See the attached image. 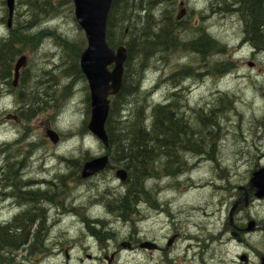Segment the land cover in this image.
Wrapping results in <instances>:
<instances>
[{
  "label": "rangeland",
  "instance_id": "374dc122",
  "mask_svg": "<svg viewBox=\"0 0 264 264\" xmlns=\"http://www.w3.org/2000/svg\"><path fill=\"white\" fill-rule=\"evenodd\" d=\"M2 1L3 0H0V41L4 40L8 36V33H9V30L7 28V21L9 20V16H4V13L2 12V9H1ZM126 1H125V5L127 6ZM219 1L222 2V0H219ZM19 2L22 4H25V3H27V0H19ZM157 4H158V6H157L156 11L154 12V15L156 14V12H158L159 18L157 20L154 16L153 17L157 21L161 22L162 18H163V13L165 11L163 9V6H165L166 4H162L159 1ZM208 4H210L209 0H188V3L186 6H187V8L191 9L194 13L192 15L186 16V19H184L185 21L183 23V26L188 27V24L191 20L193 21L194 24L196 23L197 26H200L201 24L204 25V24L211 21V26L213 27V29H212L213 32L211 31V33H212L211 36L217 40L216 41L217 47H218V45L220 47H223L224 44H225V46L229 47L230 43H232L233 40L231 37L229 38L228 34H229V32H234L236 34L237 30L235 28L234 29L233 28L227 29V26H233L234 24L236 25V19L241 18V17H240V15H238V17H235V18L231 17V18H228L227 20H225L224 18H227V16H228L226 14H223L221 16H219V15L217 16V15H213V14L207 15L206 8H207ZM67 6L68 5L64 4V6H63L64 8L61 10V13H60V17H61L60 19H62V20H59V23L61 25H64V26L62 27V29L59 32L54 34V36H59L63 39L65 38L66 40H68L70 42H74L77 39H80V37L78 36V34H76L77 30H76V28L72 22L71 13L67 9ZM177 6H178V4L176 3V5L173 6V8L170 10L173 11ZM238 7H241V5ZM26 10H29V9H26ZM26 10L24 8H22L21 11L18 12V14L13 13L12 22H11V26L13 29H17V27H19V26L20 27L25 26L26 24H24L23 21H25L28 18H29V22H31L32 18L34 20H36V18L34 16H31V18H30V16H28V14H25ZM201 12H204V13L202 14ZM232 14H234V12ZM171 15H172L173 20H174V16L175 15L177 16L176 11H174L173 13L171 12ZM232 16H234V15H232ZM243 19H244V17H243ZM34 20L32 21L33 24L36 23V21H34ZM18 21H19V25L16 24ZM263 21L261 19L256 21V24L258 25L259 28L261 27V24ZM143 22H144L143 20L139 21V24L143 23ZM37 24H38L37 28H35L36 27L35 25H33V27H32L31 32L33 34L41 33L40 31H42L44 28H47L46 27L47 26V20L38 22ZM256 28L254 29V33L257 30ZM46 30L50 31L49 29H46ZM224 30H226V31H224ZM64 31L66 34H68L70 32V34L73 36H71V35H65L64 36ZM18 32L19 31H17V33ZM168 34H170L172 36L174 44L179 42V41L184 42L186 44H189L188 39H182V38H180V40L177 39L175 36V33L173 34V31L168 30ZM184 34H186V32ZM193 36H194V34L190 33L188 35V37H186V38H190ZM237 38H238V40L242 39L240 37V35H237ZM43 39H44V41L41 44L47 45L50 43L49 37H44ZM209 40H210V38H208V41ZM248 41H251V40H248ZM226 48L221 55L214 57L213 54H209V55L205 56L204 59L203 58L201 59L196 54L189 53V52H180V51L176 52L175 51L171 54L162 53L161 56H160V53H158V55L152 60L153 64L156 66L157 70H152L151 72L149 71L145 75V80H144L145 85H152L153 87H155L157 85V83L163 79L164 81L162 82V86H167L168 84L171 85L168 88V90H171L169 92H172L173 90L178 91L179 88H183V87L176 85L177 81L172 82L171 76L175 73L180 72V70H182L183 68L189 67V69H192L196 74L191 73V75H188L189 78L186 79L187 82L185 83V87H184L186 93H184V98H182V100H180V97L178 98L177 103H180L179 108H180V105H185V107L187 105L188 109L194 108V111L195 110L197 111L198 109H195L197 106L193 105L192 101H194L193 103L198 102V105L201 103V105H199V107L205 106L208 103H211V104H215V102L218 103L219 99L220 100L224 99V102L226 101L225 104H228L229 101H231V98H230L231 96L228 94H230L231 92L237 93L233 97L234 102H231V106H229V105L219 106V108H218L219 110L217 109L218 111L213 112V114L211 113V116H208V117L205 116L204 109H200V112H199V113L203 114L202 119H205V118L207 119V121H206L207 123L204 125L205 128L203 127L204 129H203L201 134L204 137H206V140L208 141V148L206 150L203 149V151H204V153L208 154L211 150L214 149L212 153H214V158L216 160L214 161L211 157H209L205 154L206 157L208 159H211V162H212L211 165L213 168L218 163L219 164L226 163L227 165H231L233 167H236L235 174L233 173V170L227 169L224 166H221V169H217L215 167V170H202L203 166H200L193 171V175H195L193 178H190L188 176L183 177L182 182H181L182 188L184 186H186L185 181H189L190 183H193V185H195L194 186L195 189L200 190V191H196L194 189H192L193 190L192 191L190 189L189 194L187 192L186 193L181 192L178 196L179 203L177 204L176 209H173V207L170 203H165L164 206H162V208L166 211L167 214L173 215V217H174L173 222L178 223V224L183 223L182 219H185L186 221H192L191 217L194 214L191 215V213H193L192 212L193 209L192 208L189 209L190 208L189 206H197V208H199V204L200 203L203 204L207 197H210L213 200L210 203L211 205L214 206L213 210H211V214H214L215 218H217V219L219 218V220H221L222 223L224 224V222L227 220L228 215H229V208H228V202H227V198L229 196L228 195L229 190H231L234 187L235 194H238L237 186H242L245 182L249 181L250 177H246V173L250 169V167L253 165V169H256L257 167H259V165L263 166V164H264V98H263L264 96H261L260 91H259V87H258L260 84L264 85V57L262 58L260 56V63L261 64H258L259 71H255V72L251 73L247 69L248 68L247 56L249 54L248 52L250 49L244 48V49H241V57L232 62L233 67L227 66L228 69H230V70H224V72L222 74L215 73L214 69L216 68L217 64L225 65V63H226L225 60L228 58L227 53H226ZM255 49L258 51L259 47L257 48L255 46ZM57 51H58L59 57L56 56V51H54V55L48 59L47 63H45V61H46L45 59L41 58V60L44 63V67L47 71L40 70V71H44V72H42L41 75L36 76V81L39 84L38 88L42 89V87H44V89H42L43 91H45L44 94L51 97V96H53L54 86L56 84H58V86L61 84L60 87H58L59 89H61L64 86V84H66V85L68 84V85H70L69 87H75V90L77 89V87L79 88L76 93H78V92L80 93V95H81L80 100H82L83 96L85 94L84 90L80 86L82 81L80 83H76L77 79H75V78L67 79V80L64 79V74H63L64 73V51L58 45H57ZM151 68H153V66ZM261 68L263 71H261ZM0 70L1 71L3 70L0 73V99H1L2 91L12 92L14 89L12 87L11 78L9 80H6V77H8V75L6 74V72L4 71V69L2 67H0ZM197 70H199V71H197ZM48 71H51V73ZM243 71H244L245 75H251L253 78H255L256 75L258 74L259 82L255 83V79L250 78V77L245 78L244 76H241L242 75L241 73L238 74V72H243ZM214 75H216L218 81L217 82L209 81ZM56 76H57V78L60 76L61 81L58 80V82H57ZM28 78L31 79V76L29 75ZM4 80H6V81H4ZM40 80H42L41 84L39 83ZM63 80H64V83H63ZM74 84H75V86H72ZM217 86L221 87V88L224 87V89H227L228 94L222 92L221 90H218L217 91L218 96L215 97V95L212 94L209 99H207V100L202 99L205 95L210 94L211 92L215 93ZM248 86L257 92V96H252V94L247 90ZM168 90H167V88L164 90H159L156 98L160 99L161 97H163V95ZM26 92H27V90H26ZM58 92L59 91H57V93ZM57 93H56L57 101L49 103L50 105L48 107H46V109L49 107H51V108L52 107H58L59 113L61 115L66 116L67 113L71 109V103L69 102V100H68V102H64V100H62L61 97L57 98ZM178 95H179V93H178ZM19 96H20V94H19ZM19 96H17V99H12L15 102L14 108L11 107L10 105H7V104L4 106V108H0V143L5 141L8 137H10L14 140L20 141V140H23L27 135L26 130L19 128L17 126H14V125L10 124L9 122L5 121L3 118H1V117L8 116L9 114H15V113L18 114L20 112L19 101H18ZM142 98L144 100H146L147 95L143 94ZM168 98L169 97H166V99H168ZM255 98H257V99H255ZM1 102H2V100H0V103ZM185 107H184V112L188 118L186 120L187 122L184 121L183 119H181L180 117L179 118L177 117V120L181 125L188 123L186 126L191 128V130L196 131V129H197L196 125L190 124L188 122L189 119L193 121V115L194 114L191 110H188ZM206 108H209V107H206ZM85 109H86V104L83 102L81 103V106L77 110H76V108H74L73 113L71 114V117L69 120V124H72L74 127L79 125L81 123L84 115H85L84 114ZM196 114H197V117H199L198 113H196ZM222 116L223 117L226 116V118L227 117L231 118V119H229L228 123L226 124L227 127L226 128L219 127L220 131L210 134L209 126H213L214 124H219L218 120L223 118ZM194 123H195V120H194ZM195 137H197V136H195ZM195 141L196 140H194V142L192 143L193 147L196 146ZM117 145L118 144H116V146ZM8 146L11 147L10 145H8ZM67 147H71V145L69 144V145H67ZM72 152H75L74 147H71L70 150L68 151V153H72ZM179 152H180V150L178 149V154L176 156H174V158H170L166 154L156 155L154 153H150L151 158L149 160H153L154 157L156 156V159H154L153 162L158 167L166 170L167 172L170 171L169 173H172L171 175H175L176 174L175 172L179 171L178 169H180L179 168L180 163L178 161V157L181 154H179ZM0 155H2V157L5 161L4 165L0 163V171H1V168L3 169L5 167V165H8L9 162H15L16 161L13 153L12 152L8 153L4 146L0 147ZM8 156L11 158V160L9 162L6 161V158ZM188 156H191L193 158H195V157L199 158L203 155L202 154L187 153L186 157H188ZM133 165L134 166H133L132 172H133V177H135V178H133V180H132V189L131 190L134 191V195L133 196L130 195L127 198L130 200L129 207L134 209L133 212H136L137 214H139V206H140V203L142 202L141 198H143V197H139L138 195H140L141 192H144V191L149 192L150 200L152 202L153 201L156 202L155 200L159 199L160 197H161L160 200H164L165 199V193H157V195L153 194L152 190L156 189V188H154V185H153V187L149 186L152 188L148 189L147 188L148 185L147 184L144 185L143 181L141 180V178H142L141 177L142 176L141 175V172H142L141 166H137L135 164H133ZM176 165H178V166H176ZM57 168L58 167L55 168L54 175L52 174L50 176L51 180H53L54 178L57 179L60 173H64L63 170L57 169ZM73 170H74V168H73ZM222 172H224V173H222ZM15 173L17 174V172H15ZM228 174H231L234 176L230 177ZM211 175H214V177H212ZM213 179H217V180L214 181ZM218 179H220L222 181H220ZM215 184H219L222 186H214ZM206 187H208V188H206ZM2 189L5 191L6 196L4 197L3 200H1V204H0L1 205V207H0L1 220H7V219L17 215L19 211H18V207L16 205V200L15 199H10V200L7 199V198H9V196L12 192L11 189H5L2 186H0L1 191H2ZM57 189H59V191H62V192L65 190L63 188H57ZM160 190L166 191V189L164 187L160 188L159 192H160ZM207 190H209V191H207ZM55 192L56 191H54L53 193H55ZM101 192L103 193L104 191L103 190L98 191V193H101ZM53 193H51V194L48 193V195L47 194H38L37 197L38 196H41L43 198L45 197V199H47V201L48 200L50 201ZM206 195H207V197H206ZM47 196H48V198H47ZM121 198H122V195H121ZM110 199H111V196H106V198L104 200L107 203H109L108 201H110ZM213 202H215V203H213ZM221 202H223V203H221ZM119 203H120V201H119ZM11 204H15V205L10 206ZM256 204L252 205L253 208L255 207V209H256ZM218 205H220V207H218ZM54 206H59V205L55 204ZM54 206L50 205V207L47 209L48 210L47 215L50 214V211L52 208H54ZM121 206H123L122 208H125L123 202H121ZM257 207H259V205H257ZM255 209H252V210H255ZM170 211H171V213H170ZM260 211H261V208L257 209V212H260ZM197 212H198V210H197ZM201 212H199L197 214L199 216V221H203V219L205 218L204 214H205V212H208V210L204 209V211L202 210ZM244 214L245 213L243 212L242 216ZM161 218L165 219V220L169 219L167 217L164 218L162 215L158 214V212L147 207L144 211H142L141 217L136 218L135 222L131 223V225L133 227L131 232L136 237L146 236V235H148L150 237H155L157 232H158V223L161 224V221H160ZM205 220L207 221L208 219H205ZM208 221H210V220H208ZM216 221L218 222V220H216ZM194 222H197V220L194 219ZM211 222H212V224H215L214 221H211ZM90 225L98 230L99 237H104L105 235L110 234V232L108 234H105V233L110 231L111 230L110 227H112V226H110V227L108 226V227H104V229H103L100 224L90 223ZM17 226L22 228V224H20V225L18 224ZM161 226H163V224ZM14 228L8 229L7 230V231H9L8 233L12 234L14 231ZM207 231L211 232L212 228L210 226H208V229L206 230L205 233H207ZM49 233H50V235L55 234V235L59 236V238H60L59 243L64 242V229L63 228H55V229L52 228V230L48 229V234ZM79 233L80 232H77V235H79ZM55 235L51 239V241L49 239L50 237L48 239H46L47 240L46 244H43L42 246H40L39 251L36 250L34 252V254H37L38 252H40V253H44L46 251L49 252L47 249L51 248V246L53 244L58 243L56 241L57 238L55 237ZM217 238L219 240L218 242H220V239H219L220 236L219 235L217 236ZM249 238H250L249 236L246 237L244 242H247L249 240ZM12 239H13V242H12L11 246H21V247L23 246L24 242H17L15 240V238H13V237H12ZM256 240H258L257 236L254 237V240L252 241L253 244L256 243ZM227 244H229V242L226 241V236H225L224 241L217 244L216 246L221 245L222 249L221 248L220 249L223 251L224 250L223 248L226 247L225 245H227ZM198 245H199V247H197V249H196V251H198V252H196V254H197L198 259L200 260L201 256L204 257V255H205L204 252H209L212 250V248L210 249L209 246L203 245V243H198ZM207 249H209V251ZM198 253H200V254H198ZM21 254H22V252L21 253H17V252L14 253V257L17 256L15 261H13V263H12L10 260H8L7 264H27V263L22 262V260L19 259ZM128 258L134 260V258H132V257H128ZM137 263H139V264H151V260L149 259L148 256H143L140 261H137ZM202 263L209 264V263H207V261L202 262ZM171 264H174L173 260H172Z\"/></svg>",
  "mask_w": 264,
  "mask_h": 264
},
{
  "label": "trees",
  "instance_id": "16d2710c",
  "mask_svg": "<svg viewBox=\"0 0 264 264\" xmlns=\"http://www.w3.org/2000/svg\"><path fill=\"white\" fill-rule=\"evenodd\" d=\"M125 1L126 0H123V2L121 0H114L107 23V38L111 48L117 49L121 46H125L128 50L129 58L126 63L123 88L119 95L112 99V108L106 129L110 142L108 151L110 152L111 157H115L116 155L115 159L126 166V169L129 171V177L133 180V178H135L133 177L132 172L133 164L141 166L142 176L146 173L148 174L149 162L156 159L155 156L153 160H149L151 158L150 153L156 155L166 154L168 157L174 158V156L178 154L179 149V154L181 155L178 159H182L185 153L191 151L190 148H193L192 143L194 140H196V151L198 153H204V151L198 150H206L208 148V141L206 140V137L201 134L205 128L204 125L207 123V119L198 117L200 124L195 123L197 127L195 131L186 126L188 123L181 125L178 122L177 117L171 112L172 108L170 106L160 107L159 105H156L152 107L151 113L146 116V109L143 107V104H141L145 103V100L141 99V103L139 102L141 98V94L139 93V83L144 76L143 71L145 70V67L154 65L152 60L158 55V53H160L161 56L162 53H172L175 51L189 52L204 59V57L209 54H213L214 57L221 55L224 51V47H220L219 45L217 47L215 43L216 41L212 39L211 42H209L205 36H197V42L195 41L186 44L179 41L174 44L172 36L168 34V30L167 32L164 31L166 26L170 27L169 31H173V34L175 33L176 38L179 40L181 38L179 32L186 30L187 27L183 26V21L175 23L173 20L171 12L173 13L175 9L173 11L170 10L174 6L173 4L163 6V8L169 7L167 11H164L162 21L160 22L157 21L159 13L156 12L154 15L158 6L157 0H151L148 3H144L142 0H127V6L125 5ZM210 2L213 7H216V0H210ZM240 2H246L248 4L246 11L250 18L245 16V19L247 22H250L249 35L256 37L254 39L256 47H263L264 38L261 34H258L259 27L256 24L257 20H264V7L262 6L263 0H240ZM64 4H69L67 9L71 13V18L74 19L72 0L59 2L58 0H27V3L24 5L21 3L20 8L23 6L25 10L26 7L29 9L25 11V14H28L30 18L31 16H34L36 20L32 18L31 22H29L28 18L25 26L11 29L8 38L3 40L0 44V67H2L8 75L6 80L11 78V67L17 54L30 46L33 42L36 43V45H40L44 36L50 37L48 31L33 34L31 32L34 25L32 21L34 20L38 23L44 20H49L50 18L58 17L61 10L64 8ZM19 11L20 9L17 11V14ZM247 12L245 13L247 14ZM192 14L193 13L191 12L190 15ZM142 20H146L143 24V29L139 28V21ZM23 23L26 22L23 21ZM16 24L19 25L18 22ZM255 28L257 30L254 33ZM17 30L19 33L16 32ZM55 39L57 45L64 51V78L83 80L84 76L81 73L79 61L86 44L85 39L82 40L80 38L74 42H70L59 36H55ZM139 64H141V66ZM230 66L233 67V65ZM224 70L230 69H224L221 64H217L214 69L215 73L218 74H222ZM185 75L186 71L177 75V77H184ZM25 88L26 84L24 82L22 90ZM38 93L41 97H50L43 93ZM131 100L135 103L132 115L130 119H128L127 116L128 120H124L123 117H120L121 110ZM20 101L24 106L27 105V111L24 117L25 120L28 121L36 114L45 111L46 107L50 105L49 103L56 102V98L54 95L47 100H40L38 97L34 96L31 91L30 93H20ZM221 101L224 102V99ZM227 105L231 106V101H229ZM161 115L163 117H161ZM146 117L152 118L150 128L146 125ZM219 127L220 124L209 126L210 134L220 131ZM116 144L118 145L116 146ZM12 175H16V173H11L6 181L10 183L15 181L13 178H10ZM11 188L14 189L16 195L20 196L21 188ZM43 199L44 198L41 196H36L37 202L44 201ZM8 229H11V227H0V257L5 256L2 255L5 251L2 250L3 247L7 248L6 251L9 253L7 256H10L11 253L16 252V250L20 248V246H11L13 242L12 237L15 238L17 242H24V244L28 242L27 235L30 234V231L26 230V225L22 226V228L14 229L12 234L8 233ZM34 248L38 249L36 245H34ZM4 261L7 262L8 260L4 259Z\"/></svg>",
  "mask_w": 264,
  "mask_h": 264
},
{
  "label": "bare ground",
  "instance_id": "6f19581e",
  "mask_svg": "<svg viewBox=\"0 0 264 264\" xmlns=\"http://www.w3.org/2000/svg\"><path fill=\"white\" fill-rule=\"evenodd\" d=\"M149 1H151V0H142V2H144V3H148ZM157 1H159L160 3H162V4H166V5H170V4H173L174 6L176 5V3L179 5V1L178 0H157ZM209 2H210V0H209ZM215 5H216V7H213L212 6V3L210 2V4H208V6H207V8H206V11H207V15H209V14H213V15H219V16H221V15H223V14H226V15H228L227 16V18H224L225 20H227L228 18H231V17H233V18H235L234 16H232V15H234V14H232L233 13V8H234V6H240L241 5V7L243 8V9H245V12H247L246 10H247V3L245 2H243V3H241L240 2V0H222V2H220L219 0H216V2H215ZM169 7V6H168ZM168 7H164L163 9L165 10V11H167L168 10ZM236 9V8H235ZM202 14L204 13V12H201ZM239 13V12H238ZM163 15H164V13H163ZM12 16H13V14H11V15H9V20L7 21V28H8V30H9V33H10V30L11 29H13L12 28V26H11V22H12ZM216 16V17H217ZM245 16H247V14L246 13H244V19H245ZM184 19H186V17H184V18H179L178 16H174V21H175V23L177 22H184L185 20ZM240 19V18H239ZM144 22L146 21V20H143ZM245 21L247 22V20L245 19ZM144 22L143 23H140L139 24V28H142L143 27V24H144ZM143 29V28H142ZM141 29V30H142ZM212 29H213V27L211 26V21L210 22H208V23H206V24H204V25H200V26H197L196 25V23L194 24L193 23V21L191 20L190 22H189V24H188V27H187V29L186 30H184V31H181V32H179V34H180V37L182 38V39H188L189 40V42L188 43H192V42H197L198 41V39H196V37L197 36H205V38L207 37V39L208 38H210V40H209V42H211V40L213 39L214 41H217L215 38H213L211 35H212V33H211V31H212ZM167 30H170V27H168V26H166V28L164 29V31H167ZM18 31V30H17ZM16 31V32H17ZM161 32V31H160ZM159 32V33H160ZM186 32V34H184ZM213 32V31H212ZM9 33H8V36H9ZM19 33V32H18ZM190 33H193L194 34V36L193 37H190V38H186V37H188V35L190 34ZM8 36L5 38V39H7L8 38ZM44 37H47V36H44ZM43 37V38H44ZM4 39V40H5ZM131 39V38H130ZM3 41V40H2ZM2 41H0V44L2 43ZM44 41V39H42V41H41V43ZM25 42H26V39H25ZM216 43V42H215ZM136 45V44H135ZM216 46H217V43H216ZM224 50H225V47H227V46H225V44H224ZM264 47V46H263ZM228 48V47H227ZM258 48V47H257ZM173 53V52H172ZM208 53V52H207ZM142 54V53H141ZM166 54H171V53H166ZM209 54V53H208ZM144 57V56H143ZM142 57V58H143ZM136 58V57H135ZM135 61V60H134ZM137 61H138V58H137ZM145 61V60H144ZM81 62V57H80V61H79V63ZM149 62H150V60H149ZM225 63V62H224ZM140 66H141V64H139ZM149 65V64H148ZM227 66H230V65H228L227 63H225V65H223V68L224 69H228V67ZM81 70V69H80ZM186 71V75L184 76V77H177V75H179V74H181V73H183V72H185ZM2 71L0 70V73H1ZM143 73H144V71H143ZM142 73V74H143ZM191 73H195L192 69H189V67H186V68H183L182 70H180V72L179 73H175V74H173L171 77V80L172 81H177L175 84L176 85H179V86H181V87H183V88H179L178 89V91H175V90H173L172 91V95L168 98V101L167 102H165L162 106H164V107H166V106H170L171 108H172V113L176 116V117H180V118H182L184 121H186L188 118H187V115L185 114V112H184V107H185V105H180V108H179V104L180 103H177L178 102V98L180 97V100H182V98H184V93H186V91H185V89H184V87H185V83L187 82L186 81V79L187 78H189L188 77V75H191ZM64 74V73H63ZM133 74H135V73H133ZM196 74V73H195ZM198 76V75H197ZM177 77V78H176ZM65 79V78H64ZM65 80H67V79H65ZM56 81L58 82V80H57V76H56ZM82 81V79H77V81H76V83H80ZM25 83L27 84L26 85V88L24 89V90H21L20 91V93H23V92H26V90H27V92H34V90L36 91V92H40V93H45V91H43L41 88H38V86H36V87H30V85H29V83H28V81H27V79L25 80ZM38 83V82H37ZM39 83L41 84L42 83V80H40L39 81ZM63 83H64V80H63ZM140 84V83H139ZM61 85V84H60ZM60 85L58 86V84H56L55 86H54V93H53V96L55 95V98H56V93H57V91H60V89L58 88V87H60ZM137 85V84H136ZM68 86H70V85H68ZM72 86H75V84L74 85H72ZM12 87H13V85H12ZM140 88V87H139ZM13 89H14V87H13ZM78 87H77V89L75 90V92H77L78 91ZM138 90V89H137ZM247 90L252 94V96H257V92L254 90V89H252L251 87H247ZM140 91V90H139ZM169 91H171V90H169ZM140 94L141 93H143V92H139ZM178 93H179V95H178ZM142 95L143 94H141V98H140V101H141V99H143L142 98ZM30 96V95H29ZM168 97V96H167ZM61 98H62V100H64V102H68V99H65L64 98V95H62L61 96ZM139 98V97H138ZM132 99V98H131ZM136 99V98H135ZM135 99H133V100H135ZM255 99H257V98H255ZM18 101H19V109H20V112L18 113V114H9L10 116H18V117H20V118H22L24 121H26L25 120V114H26V111H27V105L26 106H24L23 105V103L20 101V96H19V98H18ZM56 101H57V99H56ZM204 103V102H203ZM206 103V102H205ZM127 105V104H126ZM204 105V104H203ZM223 105H227V104H225V102H223V101H221L220 99H219V101H218V103L217 102H215V104H211V103H208L207 105H205L206 107H209V108H206L205 106H201V107H196L195 109H198L197 111L195 110L194 111V108H191V109H188V106L186 105V109H188V110H191L192 112H193V121L192 120H188V122L190 123V124H194L195 125V123H197L196 122V118H198L197 117V114L196 113H198V116L200 117V118H202L203 117V114L202 113H199L200 112V109H204V111H205V116H211V113L213 114V112H215V111H218L219 109V106H223ZM161 107V106H160ZM49 108H51V107H49ZM49 108H47V109H49ZM170 108V109H171ZM161 109V108H160ZM159 109V110H160ZM218 109V110H217ZM235 110V109H234ZM162 113V112H161ZM168 113V112H167ZM219 113V112H218ZM8 115V116H9ZM147 116V115H146ZM158 116H160V115H158ZM219 116V115H218ZM161 117H163L162 115H161ZM223 117V116H222ZM226 117V116H225ZM225 117H223V118H225ZM158 118V117H157ZM219 118V117H218ZM223 118H221L220 120H218L219 121V124H220V126H221V122H222V119ZM206 119V118H205ZM194 120H195V123H194ZM187 122V121H186ZM161 123V122H160ZM223 129V128H222ZM147 136V135H146ZM147 138V137H146ZM214 150V149H213ZM2 152V151H1ZM4 153V152H3ZM206 154V153H205ZM207 156H209V157H211L214 161L216 160L215 158H214V153H212V150L208 153V154H206ZM11 160V158L8 156L7 158H6V161H10ZM161 161V160H160ZM168 163V162H167ZM163 166V165H162ZM176 166H178V165H176ZM170 167V166H169ZM5 174H7V171H14V169L16 168L15 166H14V162H9L8 163V165H5ZM160 168V167H159ZM78 169V168H77ZM179 170V169H178ZM4 172V171H3ZM76 172V171H75ZM75 172H74V174H75ZM146 172V171H145ZM170 172V171H169ZM177 172V171H176ZM222 173H224V172H222ZM73 174V173H72ZM71 176V175H70ZM26 177V176H25ZM24 176H22V178H21V181H19L20 183L21 182H31V179H26ZM172 178H173V180H174V182L175 183H179V178L176 176V175H172ZM251 178V177H250ZM250 178H249V180H250ZM43 182V181H42ZM46 182V181H45ZM186 182V181H185ZM252 181H249V184L251 183ZM4 183L6 184L4 187H18V186H15L14 185V183H13V181L10 183V182H8V181H6V180H4ZM37 183V182H36ZM50 183H51V181H50ZM128 183V182H127ZM144 183V182H143ZM184 183V182H183ZM206 183V182H205ZM53 184V183H52ZM202 184V183H201ZM186 185V184H185ZM1 186H3V185H1ZM21 186V185H20ZM143 186V185H142ZM198 186V185H197ZM214 186H222V185H219V184H215ZM24 187V186H23ZM35 187V186H34ZM145 187V186H144ZM205 188V187H204ZM206 188H208V187H206ZM61 190V189H60ZM138 190V189H137ZM136 190V191H137ZM192 190V189H191ZM193 191V190H192ZM49 193H53L54 192V190H49L48 191ZM45 193V192H44ZM102 193V192H101ZM158 193H164L162 190H160V192H158ZM220 193V192H219ZM53 194H55V193H53ZM48 195V194H47ZM157 195V194H156ZM159 196V195H158ZM223 196V195H222ZM50 197V196H49ZM47 198H48V196H47ZM161 198V197H160ZM159 198V199H160ZM44 200L46 201V204H47V209L50 207V205L51 206H54L56 203H54V202H50L49 204H48V202H47V199H45V197H44ZM224 201V200H223ZM157 202V201H156ZM221 203H223V202H221ZM167 205V204H166ZM0 207H1V205H0ZM121 207V206H120ZM168 207V206H167ZM190 208L189 209H193L192 210V212L194 213V212H197V210L199 209V208H197V206H189ZM54 208L55 209H57V210H60L61 209V207L60 206H54ZM170 208V207H169ZM168 208V209H169ZM172 208V207H171ZM137 210V209H136ZM66 211V210H65ZM203 211H204V209H203ZM169 212V211H168ZM201 212V211H200ZM36 213H37V215H41V211H36ZM170 213H171V211H170ZM193 213H191V215H193ZM199 213V212H198ZM202 213V212H201ZM195 215V214H194ZM204 216H205V219H208V220H211L212 218H214L215 216H214V214H211L210 216L212 217H210L206 212H205V214H204ZM45 217H46V219H45ZM66 219V218H70L69 216H67V215H65V217H63V219ZM39 219V218H38ZM44 219L46 220V221H44ZM219 219V218H218ZM206 221V223H208L207 224V226H210L211 228H212V231L210 232H208L207 231V233H205L204 234V236H203V238H202V241H201V243H203V244H206V246L208 245L209 246V248L211 249L212 248V250L211 251H209V249H207L209 252H204V257H200V260L201 261H208L207 263H211V264H234V262H235V256H236V252H242L240 249H241V240H243V243L246 245V246H244V252H245V250L247 249H249L248 247H253L252 248V254H250V259H251V262L252 261H254L255 263H252V264H256V262H257V260H258V258L254 255V252H257V249L254 247V245L255 244H253V240H254V237H256V235H254V236H250L249 234H250V230H249V228H246V230L244 231L245 233V235L242 237V239L241 240H238V241H235V244L234 243H232V242H230V244H227V245H225L226 247H224L223 249V251L221 250L222 248H221V245L220 246H216L217 244H219L220 242H218L219 240H218V238L217 237H215V236H213L214 235V233L216 232V230L219 228V230H220V233H221V236L222 237H224V236H230L231 237V231L229 230V226H230V223H233V218L231 217V215H228V218H227V220L224 222V224L223 225H216V224H212V222L211 221ZM38 221H40V220H38ZM46 222H48V219H47V215H46V213L44 214V218L42 219V221L39 223V224H36L35 223V221H34V219H33V217H28V216H25L24 217V215H22V216H17V215H15V216H13V217H11V218H9V219H7V220H1V213H0V227H7V226H10L11 228H14L15 230L17 229V228H20V227H18L17 225L19 224H22V223H24V224H22V226H28L29 227V231H30V234H28L27 236H28V239H30V241H32V248L31 249H33V252H35L36 250H38L39 251V247L40 246H42L43 244H46V239H48L51 235H50V233L48 234V229H50V230H52V228H50V226L46 223ZM49 223V222H48ZM90 223H93V222H86V224H90ZM226 225V226H225ZM52 227V226H51ZM233 233V236L236 234V231H234V232H232ZM173 234V233H172ZM79 236H81V232L79 233ZM170 236V235H169ZM250 237L249 238V240L247 241V242H244L245 241V238L246 237ZM201 239V238H200ZM220 239V238H219ZM168 240V239H167ZM30 241H28L27 243H25L22 247L20 246V248L18 249V250H16V252L17 253H21V252H23V250L25 251V249H28L29 248V244H30ZM199 241V240H198ZM196 243V242H195ZM225 243V242H224ZM223 243V244H224ZM36 244V247H38V249H35L34 248V245ZM54 245V244H53ZM52 245V246H53ZM200 245V244H199ZM198 245V246H199ZM26 246V247H25ZM162 246V245H161ZM194 248H195V246H194ZM221 248V249H220ZM6 247H3L2 248V250H5L4 251V253H2V255H5V256H3V257H0V262L2 263V264H7V262H5L4 261V259H7V260H10L12 263H13V261H15V259H16V257H14V253H16V252H13V253H11V255L10 256H7V254H9L7 251H6ZM200 249V248H199ZM226 249V250H225ZM177 250V249H176ZM193 250V249H192ZM202 250V249H201ZM178 251V250H177ZM188 251H190V250H188ZM206 251V250H205ZM173 252V251H172ZM193 252V251H192ZM196 252H198V251H196ZM176 253V252H175ZM191 253V252H190ZM193 253H195V252H193ZM246 253V252H245ZM37 254H41L40 252H38ZM37 254H34L33 253V255H37ZM169 254V253H168ZM198 254H200V253H198ZM247 254V253H246ZM181 255V254H180ZM179 255V256H180ZM193 255V254H192ZM170 256V255H169ZM172 256L173 255H171L170 257H167L168 258V264H171V262H172V260H173V258H172ZM191 256V255H190ZM197 256V255H196ZM12 257V258H11ZM22 256H20V260H23L22 258H21ZM177 257V256H176ZM262 257V256H261ZM260 257V258H261ZM184 258V257H183ZM188 258V257H187ZM191 258H193L192 256H191ZM198 258V257H197ZM226 262V263H225ZM261 264H262V262H261Z\"/></svg>",
  "mask_w": 264,
  "mask_h": 264
},
{
  "label": "flooded vegetation",
  "instance_id": "af4514ba",
  "mask_svg": "<svg viewBox=\"0 0 264 264\" xmlns=\"http://www.w3.org/2000/svg\"><path fill=\"white\" fill-rule=\"evenodd\" d=\"M262 6L264 7V0H263V4H262ZM236 8V9H235ZM233 12H234V17H238V15H240V19L239 18H237L236 19V25L234 24L233 26H227V29H230V28H235L236 30H237V33L235 34L234 32H231V33H234V35H240V37H243L245 40H251V41H249V42H251V43H253V44H256L254 41V39L256 38V37H253V35H249V28H250V25H249V23L250 22H246L244 19H243V17H244V13H245V9H243V8H241V7H238V6H234V8H233ZM239 12V13H238ZM247 17L248 18H250V16H249V14H248V12H247ZM235 22V21H234ZM258 34H261L262 36H263V38H264V21L262 22V24H261V27L258 29ZM229 35V34H228ZM248 36V37H247ZM250 46H252L253 48H254V46L252 45V44H250ZM16 161L14 162V166L16 167L15 168V172H17V174L16 175H12L10 178H13L15 181L13 182L14 183V185L15 186H18V188H21L22 190H21V194H20V196H18V195H16V193H14V189H12L11 187H4L6 184L4 183V180H6L7 178H8V176L11 174V173H13L14 171H8L7 172V174H5V168H1V171H0V186L1 185H3L2 187L3 188H5V189H11V194H10V196H9V198H7L8 200H10V199H15L16 200V205H17V207H18V214H17V216H22V215H24V217L25 216H30V217H33V219H34V221H35V223L36 224H39L41 221H42V219L44 218V214L46 213V215H47V204H46V201L44 200V201H41V202H37L36 201V196L38 195V193H41V194H48L49 192H45V193H42V192H39V191H37L36 190V188L40 185V184H42V183H44V186L45 185H47L48 184V186H53V184H52V181H51V183H50V181H49V179H45V180H43V182L42 181H40L39 179H37V175L36 174H34V176H33V178L31 179V182H19V181H21V178H22V176H24L25 177V175L23 174V172H27V173H31V172H33L34 171V173H36L37 172V169L33 166V165H30L29 163H28V161L26 160V159H23V160H18V159H15ZM116 163H118L119 161L118 160H114ZM1 164H5V161H4V159L1 161ZM62 164H64V161H63V163ZM24 167H26V168H24ZM58 168L57 169H61V170H65V171H67L69 174L67 175L68 177L71 175V177L73 178V177H76V173H77V171H78V169H79V164H77V168L78 169H76V165L74 164V163H69L68 165H66L65 166V168H64V166H62V165H60V166H57ZM74 168V170H73V168ZM24 168V169H23ZM4 171V172H3ZM52 171H54L55 172V169L54 168H50L48 171H47V175L50 177L51 175H52ZM76 171V172H75ZM74 172H75V174H74ZM73 173V174H72ZM62 175H64V173H60L59 174V176L58 177H60V176H62ZM130 176V175H129ZM26 179H30L29 177H25ZM141 180L144 182V178H141ZM46 181V182H45ZM62 183H61V187L64 189V177H63V179H62ZM37 182V183H36ZM128 183H126V186H125V189H126V196H130V195H133L134 194V191H132L131 189H132V179L129 177L128 178V181H127ZM21 185V186H20ZM24 186V187H23ZM35 186V187H34ZM86 186H89V184H87ZM87 190H88V192L90 193L91 192V190L90 189H88V188H86ZM45 191H48V190H45ZM64 192V191H63ZM56 193V192H55ZM115 193L117 194V195H120L121 194V192L119 191V190H116L115 191ZM142 194L144 193V192H141ZM51 194V193H50ZM22 195V196H21ZM6 196V194H5V191L2 189V191L0 190V204H1V200H3L4 199V197ZM61 198H64V196H61ZM58 199V196H55L54 198H52V196H51V199H50V201L48 200L47 202H48V204L51 202H54V203H56V200ZM13 205H15V204H11L10 206H13ZM39 208V209H38ZM36 209H37V211H41V215L39 216V215H37V213H36ZM126 209H129V208H126ZM159 210V209H158ZM57 212V211H56ZM238 215H240V216H238V218H236L235 219V221L233 220V223H230V226L228 227L229 228V230L231 231V237L233 236V233L232 232H234V231H236V234L234 235V236H236L237 237V239H235L236 241H238V240H241L242 239V237L245 235L244 233V231L246 230V228H248L249 226H247V225H245L244 223H242V222H240L239 223V221L240 220H242L243 218H244V216H242V214H241V210H239L238 211ZM39 218V219H38ZM45 219H46V217H45ZM44 219V221H46ZM47 219H48V222H46L49 226H50V228H54L53 227V224L51 223V220H50V218H49V214L47 215ZM37 220V221H36ZM38 220H40V221H38ZM97 223L98 224H100L101 226H102V228L104 229V227H110V225H109V223H107V222H99V221H97ZM22 224H24V223H22ZM94 224H96V223H94ZM196 224V223H195ZM52 226V227H51ZM87 226H89L88 227V230L89 229H93V231H94V234H93V236L95 237V239H96V241H98V242H104V240H108L109 242H111V245H114L113 244V242L115 243V241H116V233H114L113 232V229L111 228V230L110 231H108V232H106L105 234H108L109 232H110V234H108V235H105L104 237H99V234H98V230L96 229V228H94V227H92L90 224H87ZM226 226V225H225ZM261 227H262V229L264 230V225L262 224L261 225ZM26 230H29V227L28 226H26ZM82 235H84V233L83 232H81V236ZM170 235V236H169ZM169 235H167V236H164V235H162V236H160L159 238H157V237H150V236H148V235H146V236H143V237H136V236H134L133 234H131V233H129L128 234V236H127V240H126V242L124 243V245L125 246H127V248H128V250H130V256H135V254H138L139 252H140V250H139V244H138V241H151V242H153V243H155V244H157L158 245V251H156V252H154V253H152V252H148V251H141L143 254H147L148 256H150V257H152V259H155V258H157V257H159V256H162L161 258H162V260H160V262L158 263V264H166L167 263V261H168V258L167 257H170L171 255H173L172 256V258H173V261H174V264H204V263H202V262H206V261H202L201 262V260H199L198 258H197V254H196V249H197V247H199L198 246V243H201V241H202V238L203 237H201V239L200 238H198L195 242H194V245H193V247L192 246H190V247H188V249L186 250V254L185 255H180V252H179V250H178V248H177V250L176 249H174V250H169L168 249V247L166 246V239H172V238H174L175 239V241L177 242L178 240H177V237L180 239V235H176V233H170ZM250 236H254L255 234H249ZM186 241H188V240H191V238L190 237H188V236H185V237H183ZM233 238V237H232ZM51 239H52V237L50 238V241H51ZM199 240V241H198ZM28 241H30V239H28ZM56 241L59 243L60 242V240H58V239H56ZM47 242V241H46ZM221 242H223V241H221V238H220V243ZM32 241H30V244H29V248L28 249H25V251L23 250V252H29V254L27 255V257H25V258H23V257H21L23 260H22V262H24V263H28V259L30 258V256H34L33 255V249H31L32 248ZM58 243H55V244H57L58 245ZM241 244V251L242 252H244V246H246L244 243H243V240H241V242H240ZM36 245V244H35ZM162 245V246H161ZM203 245H206V244H203ZM194 246H195V248H194ZM208 246V245H207ZM249 249L247 250H245V252L247 253V255L250 257V254H252V248L253 247H248ZM193 249V250H192ZM188 250H191V251H193V252H195V253H193V252H191V253H189V251ZM176 252V253H175ZM244 252V253H245ZM166 253H167V257L165 256L166 255ZM169 253V254H168ZM193 254V255H192ZM254 254H255V252H254ZM170 255V256H169ZM180 255V256H179ZM193 257V258H191V256ZM177 256V257H176ZM184 257V258H183ZM188 257V258H187ZM100 260H98V262H99ZM208 262V261H207ZM252 263H255L254 261H252L251 262V264ZM0 264H2L1 262H0ZM234 264H240L239 263V261H237L236 259H235V262H234ZM256 264H261V260H260V258H258V260H257V262H256Z\"/></svg>",
  "mask_w": 264,
  "mask_h": 264
},
{
  "label": "water",
  "instance_id": "95a60500",
  "mask_svg": "<svg viewBox=\"0 0 264 264\" xmlns=\"http://www.w3.org/2000/svg\"><path fill=\"white\" fill-rule=\"evenodd\" d=\"M112 3L113 0H74L76 20L88 40L81 66L92 93L93 114L89 128L104 142H107L108 97L119 92L128 58L125 48L114 51L107 43V21ZM8 6L12 11L13 0H8ZM20 65L21 62L17 70ZM111 66H114L112 72L109 71ZM252 183L258 189V196L264 198V170L253 176Z\"/></svg>",
  "mask_w": 264,
  "mask_h": 264
}]
</instances>
